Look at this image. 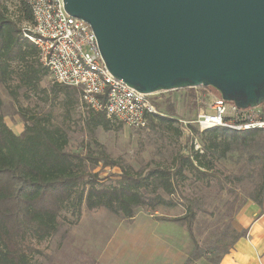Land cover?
I'll list each match as a JSON object with an SVG mask.
<instances>
[{
    "label": "trees",
    "instance_id": "16d2710c",
    "mask_svg": "<svg viewBox=\"0 0 264 264\" xmlns=\"http://www.w3.org/2000/svg\"><path fill=\"white\" fill-rule=\"evenodd\" d=\"M24 10L31 22L30 6L26 5ZM48 72L39 59L37 46L23 35V29L6 8L0 7V85L7 87L14 98L21 88L29 97L44 91L41 82ZM74 89L78 92V88ZM188 89H192L188 100L197 108L202 100L197 98L195 88ZM3 105L0 94V264H37L33 257L41 250L36 247L35 241L58 233L61 225L59 217L64 211H71L78 219L83 207L88 210L104 208L119 217L132 218L140 207L152 210L162 206L174 207L181 203V185L190 179L188 173L198 181L215 177L222 188L231 181L233 184L242 183L243 172L221 176L212 170L215 167L212 159H232L234 152H238L239 157H246L251 167V189L247 199L263 204V128L235 130L217 127L201 132L191 124L188 142L193 141L195 134L200 135L201 149H195L192 144L190 151L176 155L171 167L157 165L146 172L123 169L114 175V182H107L108 178L93 171L102 161L105 166L117 164L105 152L96 155L90 151L85 154L70 151L66 128L55 124L48 114H23L25 128L22 133L16 134L5 121ZM258 108L259 114L264 117V103ZM166 113L158 115L152 125L160 123L169 130L184 132L178 118L173 117L177 110L170 102ZM89 118L96 127L111 126L112 118L103 111L91 110ZM229 190L235 191L234 186H229ZM181 195L188 201L186 212L165 219L186 227L194 242L187 261L190 262L203 257L205 252L193 230L196 206L205 212L207 209L196 198ZM246 235V228L223 231L209 244L208 251L217 253L210 261L219 264L235 243Z\"/></svg>",
    "mask_w": 264,
    "mask_h": 264
},
{
    "label": "rangeland",
    "instance_id": "374dc122",
    "mask_svg": "<svg viewBox=\"0 0 264 264\" xmlns=\"http://www.w3.org/2000/svg\"><path fill=\"white\" fill-rule=\"evenodd\" d=\"M26 5H29L27 0H0V7L6 8L7 13L23 29V35L25 28L30 25L24 10ZM41 87L44 91L29 97L25 89L21 88L14 98L7 87L0 85L6 123L15 132L22 133L25 128L23 114H48L55 124L66 128L70 137V151L83 154L90 151L96 155L105 152L117 163L115 166H105L102 161L93 169L100 176L108 178L107 182H114V175L123 169L146 172L157 165L171 167L176 155L190 151L192 144L195 149L202 148L200 135L195 134L193 141L188 142L189 136L185 131H172L160 123L137 129L112 118L109 128L101 125L96 127L89 118L91 109L81 103L79 89L76 92L73 86L56 82L49 72L43 78ZM202 87L193 89L197 95L203 96L197 108L187 99L192 90L188 88L156 93L154 98L165 111L168 103H172L177 110L174 117L192 120L219 95L214 88ZM184 94L186 98H183ZM212 160L215 166L212 170L221 176L243 172L245 177L242 183L233 184L231 181L222 188L215 177L198 181L188 173L190 179L181 185V203L174 207L162 206L157 210L140 207L132 218L119 217L104 208L88 210L83 207L78 219L71 211H64L59 217L61 225L58 233L45 240L35 241L41 253H35L33 260L37 264L213 263L210 260L217 253L208 251L209 244L223 231L231 232L237 228V217L251 202L246 197L251 189V167L246 157H239L238 152L233 153L232 159ZM231 185L235 191L229 190ZM181 194L196 198L207 209L205 212L196 206L197 217L193 230L205 252L203 257L190 262L187 261L194 249V242L186 227L165 219L186 212L188 201ZM230 238L227 237L228 240Z\"/></svg>",
    "mask_w": 264,
    "mask_h": 264
},
{
    "label": "water",
    "instance_id": "95a60500",
    "mask_svg": "<svg viewBox=\"0 0 264 264\" xmlns=\"http://www.w3.org/2000/svg\"><path fill=\"white\" fill-rule=\"evenodd\" d=\"M87 21L109 71L145 93L212 87L264 103V0H64Z\"/></svg>",
    "mask_w": 264,
    "mask_h": 264
},
{
    "label": "built area",
    "instance_id": "2783aa9c",
    "mask_svg": "<svg viewBox=\"0 0 264 264\" xmlns=\"http://www.w3.org/2000/svg\"><path fill=\"white\" fill-rule=\"evenodd\" d=\"M27 2L32 21L24 35L37 46L41 63L56 82L80 90V100L86 108L103 111L109 118L137 129H146L158 115L167 114L154 98L156 93L165 91L141 92L109 71L90 24L71 15L64 0ZM186 96L184 94L183 98ZM202 97L197 95L199 100ZM206 108L192 120L178 118L187 134L191 124L201 132L217 127L264 129V117L259 114L258 107L238 108L218 95Z\"/></svg>",
    "mask_w": 264,
    "mask_h": 264
},
{
    "label": "crops",
    "instance_id": "0c3cea01",
    "mask_svg": "<svg viewBox=\"0 0 264 264\" xmlns=\"http://www.w3.org/2000/svg\"><path fill=\"white\" fill-rule=\"evenodd\" d=\"M237 228H246L247 235L235 243L219 264H264V200L262 205L253 201L249 203L237 217ZM198 263L213 264L206 261Z\"/></svg>",
    "mask_w": 264,
    "mask_h": 264
}]
</instances>
